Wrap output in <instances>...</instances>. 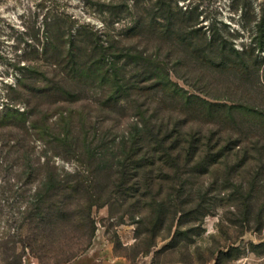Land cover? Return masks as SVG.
I'll return each instance as SVG.
<instances>
[{
	"label": "trees",
	"instance_id": "obj_1",
	"mask_svg": "<svg viewBox=\"0 0 264 264\" xmlns=\"http://www.w3.org/2000/svg\"><path fill=\"white\" fill-rule=\"evenodd\" d=\"M89 1L108 14L103 32L88 22L73 27L70 14L49 8L43 32L30 35L14 62L0 128L16 135L58 126L56 143L73 147H45L42 159L31 147H2L0 199L11 201L0 231L2 264H22L27 250L43 264L76 258L95 235L93 208L106 204L142 228L134 254L125 253L131 261L177 227L155 257L177 246L187 221L195 226L214 212L209 188L192 186L204 176L213 185L237 179L227 198L238 217L230 220L261 227L264 98L255 88L264 89V16L259 40L240 48L238 31L216 19L205 25L198 4ZM53 111L58 122L50 121ZM204 115L219 121L204 128ZM53 156L74 157L77 166L68 170ZM176 261L186 264L168 262Z\"/></svg>",
	"mask_w": 264,
	"mask_h": 264
},
{
	"label": "rangeland",
	"instance_id": "obj_2",
	"mask_svg": "<svg viewBox=\"0 0 264 264\" xmlns=\"http://www.w3.org/2000/svg\"><path fill=\"white\" fill-rule=\"evenodd\" d=\"M42 3L45 4L44 7L41 6ZM179 3L198 4L199 19L205 25L216 19L225 22L226 27L229 29H236L238 31L236 44L240 48L242 47V41L248 43L252 37L259 40L256 23L264 16V0H179ZM56 7L72 16L75 20L73 27L88 22L94 28H98L99 31L103 32L105 29L103 19L108 14L102 12L97 4L90 3L89 0H0V107L4 105L2 103L8 86L15 82L14 62L18 53L23 51L31 34L36 31L39 34L43 32L45 12L49 8ZM120 26V23L116 24L117 30ZM260 56H264V52H261ZM261 67H264V62H262ZM196 70L199 72L198 67ZM172 76L180 85L192 90L182 78L177 77L175 74ZM255 89L258 91L257 94L264 98V89L261 87ZM19 106L23 108L22 104H19ZM70 106L76 108L78 104H70ZM70 106L65 104L64 109ZM52 113L54 114H52L50 121L56 120L58 122L57 112L53 111ZM237 118V121L240 120V117ZM218 121L216 118L205 115L200 118V123L204 128L212 127ZM223 121L226 126L233 124V121L229 119L228 122L225 119ZM14 124L17 127L19 125L22 129L21 122H15ZM7 129L0 128V161L1 158L4 159L6 154L5 149L2 147H31L33 155L40 154L41 159L45 156V147H73L56 143L55 137L59 130L58 126H50L49 130L43 132V134L34 128H29V133L19 130L18 134L10 135L6 132ZM118 133H121V131L119 130ZM46 153L50 155L49 150ZM53 159L68 170H74L78 163L74 157L53 156ZM1 173L3 172L0 169V184H3V174ZM212 178L204 176L202 178L203 183L200 181L193 183L192 186L196 187L200 183L204 189L209 188L208 197L217 202L214 212L204 216L202 222H196L195 226H190V222L187 221V224L181 226L180 230L177 231V246L159 252L154 257L153 254L156 250L170 242L171 236L174 235L177 227L173 226L170 237L158 238L157 244L147 254L148 256L152 255V263L154 258L158 264L174 260H182L186 264H264V218L261 227L252 226L247 228L232 222L230 219H236L238 216L236 211L233 213V208L230 206L231 198L227 197L238 181L234 179L224 182V179L219 178L218 183L213 185L210 183ZM222 183L225 184V188ZM221 196L225 197L224 200H218ZM10 202V200L0 199V204L3 205L0 214V231L7 214L11 213ZM119 212L120 210L117 208L111 209L107 204L94 207L93 216L97 227L91 245L76 258L61 264H118L116 262L118 260L114 262L110 260L109 257H112V254L125 258V261L129 264H136L138 259L146 257V255L139 254L134 261H131L130 258L125 256V253H128L129 256L134 254L135 249L130 245L136 243V241L140 242V239L142 240L144 237V233L142 228L132 222L128 216L125 215L124 221H120ZM2 263L0 254V264ZM22 264L43 263L27 250L23 255Z\"/></svg>",
	"mask_w": 264,
	"mask_h": 264
},
{
	"label": "crops",
	"instance_id": "obj_3",
	"mask_svg": "<svg viewBox=\"0 0 264 264\" xmlns=\"http://www.w3.org/2000/svg\"><path fill=\"white\" fill-rule=\"evenodd\" d=\"M109 258H111L110 260H112V262H114L115 260H118L116 261L118 264H129L127 263V261H125L126 260L125 258L115 256L114 254H112V257H109ZM66 264H69V263H66ZM106 264H109V263H106ZM136 264H153L152 255L151 256L146 255V257H141L140 259L136 261ZM164 264H184V263L176 261V262H166Z\"/></svg>",
	"mask_w": 264,
	"mask_h": 264
}]
</instances>
